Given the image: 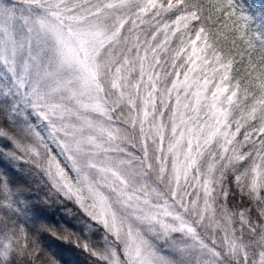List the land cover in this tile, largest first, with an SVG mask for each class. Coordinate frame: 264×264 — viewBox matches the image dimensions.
Returning a JSON list of instances; mask_svg holds the SVG:
<instances>
[{"label":"snow or ice","instance_id":"obj_1","mask_svg":"<svg viewBox=\"0 0 264 264\" xmlns=\"http://www.w3.org/2000/svg\"><path fill=\"white\" fill-rule=\"evenodd\" d=\"M255 18L236 0H0V264L43 259L14 162L103 229L78 245L98 264H264Z\"/></svg>","mask_w":264,"mask_h":264},{"label":"trees","instance_id":"obj_2","mask_svg":"<svg viewBox=\"0 0 264 264\" xmlns=\"http://www.w3.org/2000/svg\"><path fill=\"white\" fill-rule=\"evenodd\" d=\"M236 3L248 14L255 15V23L259 12L264 10V0H236ZM5 167L7 162L0 158V169ZM12 171L22 177L17 184L24 191L21 199L29 205L27 219L17 222L28 231L42 254L40 264H45L48 257L59 264H98L94 256L78 245L88 243L94 249H102L106 243L103 229L90 221L73 201L51 191L47 177L39 169L29 163L14 162Z\"/></svg>","mask_w":264,"mask_h":264},{"label":"rangeland","instance_id":"obj_3","mask_svg":"<svg viewBox=\"0 0 264 264\" xmlns=\"http://www.w3.org/2000/svg\"><path fill=\"white\" fill-rule=\"evenodd\" d=\"M17 2H18V0H13V3H17ZM261 23H264V21H261L260 18H258V19H257V22L255 23V26H260ZM255 26H253V27H255ZM174 39H175V38H173V41H174ZM243 132H244V128L241 129V134H240V136L243 135ZM238 138H239V137H238Z\"/></svg>","mask_w":264,"mask_h":264}]
</instances>
